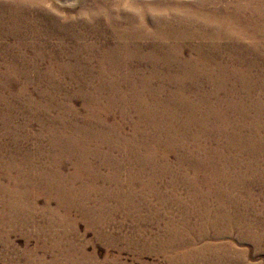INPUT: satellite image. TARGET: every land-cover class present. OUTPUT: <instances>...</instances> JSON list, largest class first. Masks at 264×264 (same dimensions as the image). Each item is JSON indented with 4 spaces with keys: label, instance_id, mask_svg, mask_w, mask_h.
Masks as SVG:
<instances>
[{
    "label": "rangeland",
    "instance_id": "rangeland-1",
    "mask_svg": "<svg viewBox=\"0 0 264 264\" xmlns=\"http://www.w3.org/2000/svg\"><path fill=\"white\" fill-rule=\"evenodd\" d=\"M0 264H264V0H0Z\"/></svg>",
    "mask_w": 264,
    "mask_h": 264
}]
</instances>
